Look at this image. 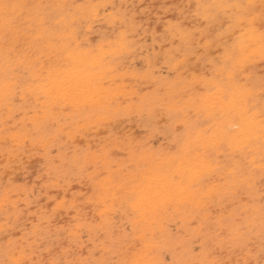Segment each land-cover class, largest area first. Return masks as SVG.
<instances>
[{"label": "clouds", "instance_id": "clouds-1", "mask_svg": "<svg viewBox=\"0 0 264 264\" xmlns=\"http://www.w3.org/2000/svg\"><path fill=\"white\" fill-rule=\"evenodd\" d=\"M0 264H264V0H0Z\"/></svg>", "mask_w": 264, "mask_h": 264}]
</instances>
